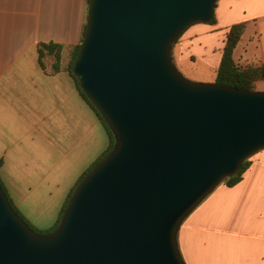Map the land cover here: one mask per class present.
<instances>
[{"label":"water","instance_id":"95a60500","mask_svg":"<svg viewBox=\"0 0 264 264\" xmlns=\"http://www.w3.org/2000/svg\"><path fill=\"white\" fill-rule=\"evenodd\" d=\"M218 0H90L73 66L115 143L38 233L0 183V264H187L185 219L264 149V91L194 82L173 48Z\"/></svg>","mask_w":264,"mask_h":264},{"label":"crops","instance_id":"0c3cea01","mask_svg":"<svg viewBox=\"0 0 264 264\" xmlns=\"http://www.w3.org/2000/svg\"><path fill=\"white\" fill-rule=\"evenodd\" d=\"M88 7L89 0H0V177L35 227L55 225L82 176L111 145L68 69ZM214 17L177 39L179 63L200 59L216 81L228 33L241 23L236 62L264 63V0H218ZM41 43L64 45L59 69L54 61L41 64ZM256 86L264 91V80ZM178 245L187 264H264V149L251 156L238 183H221L185 219Z\"/></svg>","mask_w":264,"mask_h":264},{"label":"trees","instance_id":"16d2710c","mask_svg":"<svg viewBox=\"0 0 264 264\" xmlns=\"http://www.w3.org/2000/svg\"><path fill=\"white\" fill-rule=\"evenodd\" d=\"M89 3H90V0H89ZM214 21H215V17L212 18L211 22H214ZM86 27H87V25H85V28L83 30V38L85 35ZM245 27L246 26L243 23L236 24V25H233L231 27V29L228 33V38H227L226 46H225V49L223 52L221 65H220V68L218 70L215 82L219 83V84L228 85V86L237 87V88H242V89H247V90H256L257 82L259 80H264V63L261 65H252V64L239 65L234 58L235 48L237 47L238 43L240 42V40L242 38ZM81 43H82V41H81ZM81 43L76 45L72 49L71 59H70L69 65H68V69H69L72 77L74 78V80L77 84V87L81 91L83 98L96 111V113L99 116V118L101 119L102 123L105 125L106 129L108 130V132L111 136V145H110L108 151L103 156H101L99 158V160L97 162H95L85 172V174L82 176L80 181L85 177V175L87 173H89L112 150L114 143H115V138H114V135H113L111 129L109 128L108 124L106 123L105 119L103 118V116L101 115L99 110L96 108V106L90 101V99L87 97V95L82 91V89L80 87V82H79L77 76L73 72V66H74V63H75L76 58L78 56V53H79V50L81 47ZM38 49H39V54H40V62L43 66H44V58L52 56L54 58L53 68L55 70H57L61 67V60H62V56H63L64 45L56 44V43H41L39 45ZM250 164H251V157L245 161L241 170L236 175L225 179L222 183H226L229 186H233L236 183H238L242 179L244 172L248 169ZM0 183H1L2 187L4 188L5 192L7 193L9 200L11 201L13 207L15 208V210L18 213H20L19 210L17 209L16 205L12 201L1 177H0ZM76 187L74 188V190L76 189ZM74 190L72 191V193L74 192ZM72 193H71V195H72ZM71 195L67 199L56 224L53 226V228H52L53 230H55L58 227V225L61 221L62 215L65 211V208L68 205V202H69ZM35 231H37L38 233H41V234L45 233V232L38 231V230H35Z\"/></svg>","mask_w":264,"mask_h":264},{"label":"rangeland","instance_id":"374dc122","mask_svg":"<svg viewBox=\"0 0 264 264\" xmlns=\"http://www.w3.org/2000/svg\"><path fill=\"white\" fill-rule=\"evenodd\" d=\"M216 20V19H215ZM191 27V26H190ZM189 27V28H190ZM188 28V29H189ZM187 30H185L179 37L178 42L183 39V37L186 35ZM176 49H177V45L174 48V54L176 53ZM70 59H71V55H70ZM45 61H47L49 64L52 63V61H54V58L52 56L50 57H45L44 58ZM175 63L177 65V67L179 68V70L191 81L194 82H215V73L210 71L208 68H206L207 66L204 64L205 62L201 61L200 59H196V60H190L187 61L184 64H181L178 62L177 58H176V54H175ZM191 68H194L191 70ZM256 90L257 86H256ZM207 199V198H206ZM18 209V208H17ZM19 210V209H18ZM19 214L23 217V215L21 214V211L19 210ZM24 218V217H23ZM25 219V218H24ZM28 224H30L32 226L33 229L38 230V231H42L45 233H49L51 232L53 229V227H49L52 223V221H43V224H41V227H35L32 223H30L27 219H25ZM57 222V221H56ZM56 224V223H55Z\"/></svg>","mask_w":264,"mask_h":264}]
</instances>
